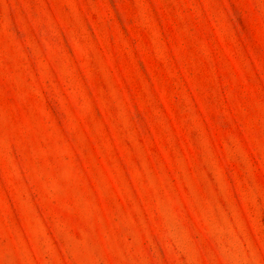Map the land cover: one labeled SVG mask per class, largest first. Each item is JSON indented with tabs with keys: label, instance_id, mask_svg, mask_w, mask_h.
Here are the masks:
<instances>
[{
	"label": "rangeland",
	"instance_id": "374dc122",
	"mask_svg": "<svg viewBox=\"0 0 264 264\" xmlns=\"http://www.w3.org/2000/svg\"><path fill=\"white\" fill-rule=\"evenodd\" d=\"M0 264H264V0H0Z\"/></svg>",
	"mask_w": 264,
	"mask_h": 264
}]
</instances>
